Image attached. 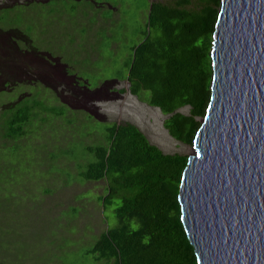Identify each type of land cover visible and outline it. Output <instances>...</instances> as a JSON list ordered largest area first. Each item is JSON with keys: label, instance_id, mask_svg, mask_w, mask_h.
<instances>
[{"label": "rangeland", "instance_id": "rangeland-1", "mask_svg": "<svg viewBox=\"0 0 264 264\" xmlns=\"http://www.w3.org/2000/svg\"><path fill=\"white\" fill-rule=\"evenodd\" d=\"M148 8L149 0H0V113L29 103L37 114L13 136L9 113L0 114V264L96 263L89 249L118 220L97 201L105 182L81 171L108 125L131 122L165 153H193L165 126L168 115L130 91L131 48Z\"/></svg>", "mask_w": 264, "mask_h": 264}, {"label": "trees", "instance_id": "trees-1", "mask_svg": "<svg viewBox=\"0 0 264 264\" xmlns=\"http://www.w3.org/2000/svg\"><path fill=\"white\" fill-rule=\"evenodd\" d=\"M221 6L222 0H149L141 41L131 48L130 91L168 115L170 133L189 144L211 101ZM184 107L190 114L180 111ZM35 108L18 103L5 110L6 135L37 115ZM106 130L105 143L87 146L94 158L81 171L84 180L105 182L97 201L105 210L114 207L118 220L89 249L95 264H198L179 198L189 156L165 153L131 122Z\"/></svg>", "mask_w": 264, "mask_h": 264}, {"label": "water", "instance_id": "water-1", "mask_svg": "<svg viewBox=\"0 0 264 264\" xmlns=\"http://www.w3.org/2000/svg\"><path fill=\"white\" fill-rule=\"evenodd\" d=\"M219 14L183 218L198 264H264V0H222Z\"/></svg>", "mask_w": 264, "mask_h": 264}, {"label": "bare ground", "instance_id": "bare-ground-1", "mask_svg": "<svg viewBox=\"0 0 264 264\" xmlns=\"http://www.w3.org/2000/svg\"><path fill=\"white\" fill-rule=\"evenodd\" d=\"M219 19H220V14H219L218 21H219ZM217 25H218V22H217ZM216 31H217V26H216ZM216 31H215V34H214V44H213L214 46H213V51H212L213 65H214V56H215L214 55V53H215V49L214 48L216 47L215 42L217 41V39H216ZM197 136H198V133H197L196 138L194 139V142H193V153H194V149H195ZM193 153L191 155H189V162H188V165H187L186 169L189 167L190 157L193 156ZM186 169H185V172H184V177H183V181H182V185H181V192H180L179 198H180V203H181V206H182V221L184 223V226H185V229H186V232H187V226H186L184 218H183V216H184V208H183V204H182V200H181V194H182L183 182H184V178H185V174H186Z\"/></svg>", "mask_w": 264, "mask_h": 264}, {"label": "clouds", "instance_id": "clouds-1", "mask_svg": "<svg viewBox=\"0 0 264 264\" xmlns=\"http://www.w3.org/2000/svg\"><path fill=\"white\" fill-rule=\"evenodd\" d=\"M213 80H214V75H213ZM212 85H213V81H212ZM211 88H212V86H211ZM212 97V96H211ZM209 107V106H208ZM207 110H208V108H207ZM207 110H206V113H207ZM206 113H205V115H206ZM205 117V116H204ZM203 117V118H204Z\"/></svg>", "mask_w": 264, "mask_h": 264}]
</instances>
